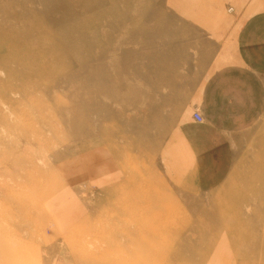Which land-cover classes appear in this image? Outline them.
I'll return each mask as SVG.
<instances>
[{"label":"rangeland","instance_id":"obj_1","mask_svg":"<svg viewBox=\"0 0 264 264\" xmlns=\"http://www.w3.org/2000/svg\"><path fill=\"white\" fill-rule=\"evenodd\" d=\"M176 16L166 0H0V234L31 244L52 228L77 264H264V70L261 107H185L213 38ZM164 74L172 106L154 105ZM194 109L207 151L165 154ZM96 146L119 171L80 191L61 233L47 208L57 165Z\"/></svg>","mask_w":264,"mask_h":264},{"label":"crops","instance_id":"obj_2","mask_svg":"<svg viewBox=\"0 0 264 264\" xmlns=\"http://www.w3.org/2000/svg\"><path fill=\"white\" fill-rule=\"evenodd\" d=\"M166 2L176 17L183 20V25L198 30L197 37L213 38L208 41L207 50L198 52L196 84L187 92L183 105L197 107L206 115L208 107L235 106L239 104L237 103L239 100H250L255 95L251 101L261 107L264 0H166ZM166 74L160 86L165 88H161L159 102L154 103L156 106L173 105L168 83L170 77ZM251 86L254 93L250 90ZM242 119L240 115H228L223 122L235 123ZM202 123L203 120L195 122L187 116L182 118L174 127V138L172 137L174 140L164 146V153L188 156L189 160L204 154L207 150L197 148L194 135ZM188 159L186 158L187 161ZM182 160L180 157V161ZM180 164L183 165V161ZM172 166H177L175 157L169 169ZM57 168L60 186L47 199V208L54 224L61 233H66L74 227L77 218L80 217L83 205L79 196L80 191L93 189L98 185L109 186L116 178L119 165L108 147L96 146L62 160ZM164 172L167 173V170ZM185 172H189L188 169L175 168L172 169L173 174L169 176L182 180L188 178ZM41 233L43 241L31 244L28 241L24 242L23 238L0 234V264H77L63 249L54 229L46 228Z\"/></svg>","mask_w":264,"mask_h":264},{"label":"built area","instance_id":"obj_3","mask_svg":"<svg viewBox=\"0 0 264 264\" xmlns=\"http://www.w3.org/2000/svg\"><path fill=\"white\" fill-rule=\"evenodd\" d=\"M191 118L195 122H202V120H203V117H202L201 113L198 110H196V109H194L191 112Z\"/></svg>","mask_w":264,"mask_h":264},{"label":"bare ground","instance_id":"obj_4","mask_svg":"<svg viewBox=\"0 0 264 264\" xmlns=\"http://www.w3.org/2000/svg\"><path fill=\"white\" fill-rule=\"evenodd\" d=\"M37 143V142H36Z\"/></svg>","mask_w":264,"mask_h":264}]
</instances>
